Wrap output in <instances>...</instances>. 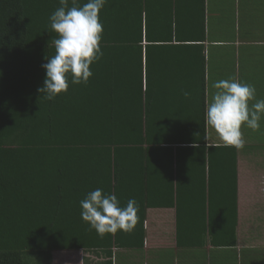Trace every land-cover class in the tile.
Returning a JSON list of instances; mask_svg holds the SVG:
<instances>
[{
    "label": "trees",
    "instance_id": "1",
    "mask_svg": "<svg viewBox=\"0 0 264 264\" xmlns=\"http://www.w3.org/2000/svg\"><path fill=\"white\" fill-rule=\"evenodd\" d=\"M189 5L107 0L99 13L103 55L90 66L93 76L87 84L69 82L67 92L49 101L37 90L46 76L42 64L55 53L49 17L59 0H0V264H51L52 252L76 250L101 254L99 264H112L115 251L144 249L148 209L174 205L176 247L197 250L210 239L221 252L235 253V225L219 236L200 224L204 199L198 195L204 210L188 209V197L174 201L173 183L181 157L198 178L205 175L204 159L220 150L233 158V150L206 145L203 113L191 128L170 126L180 117L164 112L172 103L163 107L157 91L165 87L148 82L144 88L142 50L156 47L150 41L155 30L168 38L152 13L160 6L169 13L163 26L170 33L173 9L184 12ZM146 68L148 75L156 73L155 66ZM228 184L234 192V173ZM97 188L114 193L121 206L137 201L131 231L100 236L82 221L80 201Z\"/></svg>",
    "mask_w": 264,
    "mask_h": 264
},
{
    "label": "crops",
    "instance_id": "2",
    "mask_svg": "<svg viewBox=\"0 0 264 264\" xmlns=\"http://www.w3.org/2000/svg\"><path fill=\"white\" fill-rule=\"evenodd\" d=\"M170 2H190L191 5L184 12L173 9L170 33L165 32L163 26L169 13L162 6L156 7L152 13L155 26L168 38L160 37L155 30L150 41L156 47L142 50L144 88L148 82L154 88L156 85L158 88L165 87L157 93L165 100L163 107L170 102L172 104L168 111H164V108L163 111L175 112L180 117L179 122H173L170 126L197 125L203 113L206 145L231 148L234 152L233 158H227V151L220 150L217 155H211L210 161L204 159L205 175L198 178L199 172L188 166V158L181 157L173 180L174 186L177 185L174 201H183L188 197L185 200L187 208L192 206L200 212L204 208L201 209L198 204L199 195V200L204 199L206 207L203 219L198 214L200 224L213 226L219 236H225L226 227L234 224L237 246L235 253L221 252L222 248H214L211 240L207 239L201 249L176 247L177 216L174 205L172 208L148 209L144 222L146 230L152 223L157 231L160 228L162 234L157 236L159 242H169L163 231L172 229V247L148 251L145 250V238L142 251H115L111 263L264 264V246H260L261 241L258 242L264 235V116L257 130L241 127L245 140L242 148L223 143L205 120V107L217 91L213 84L221 79L233 78L249 83L256 89L255 100L264 99V0ZM148 64L156 67L155 74L148 75ZM185 91L189 93L187 98L183 95ZM255 100L250 101L249 106ZM253 133H261L260 140L255 139ZM181 168L186 171H181ZM232 173L234 192L229 190L228 184V177ZM228 196L234 198L227 201ZM194 197H197V203L192 200ZM208 209L214 211L216 216L208 214ZM199 221L195 220L194 224ZM138 260L140 262H135ZM102 261L101 254L98 256L81 250L54 251L51 254V264H99Z\"/></svg>",
    "mask_w": 264,
    "mask_h": 264
},
{
    "label": "clouds",
    "instance_id": "3",
    "mask_svg": "<svg viewBox=\"0 0 264 264\" xmlns=\"http://www.w3.org/2000/svg\"><path fill=\"white\" fill-rule=\"evenodd\" d=\"M107 0H87L83 5L78 0H59L58 7L49 17V28L57 34L52 39L55 53L46 56L42 68L46 73L43 86L38 92L52 101L67 92L72 85L87 84L93 76L90 66L103 53L100 41L103 25L99 13ZM217 90L205 107L207 125L216 132L226 145L242 148L245 140L241 127L257 130L264 116V99L255 100L253 85L233 78L221 79L213 84ZM183 95L187 98L189 93ZM255 100L249 106V102ZM81 219L98 235L131 231L137 221L139 205L132 198L121 206L114 193H105L97 188L80 201Z\"/></svg>",
    "mask_w": 264,
    "mask_h": 264
},
{
    "label": "rangeland",
    "instance_id": "4",
    "mask_svg": "<svg viewBox=\"0 0 264 264\" xmlns=\"http://www.w3.org/2000/svg\"><path fill=\"white\" fill-rule=\"evenodd\" d=\"M255 139L260 140V135L261 133H253ZM156 225L154 223H152L151 225H149L147 227V243L145 244V250H160L162 248H167V247H172V241H170L171 239V234H172V229H165V231H163V234L166 235V237H168V241L169 242H159V240H157V236L162 234V231H159L160 228L158 227V231L155 227ZM264 234V232H263ZM263 239V240H262ZM261 241L260 246H264V235H262L261 239H258V242ZM135 262H140L135 261Z\"/></svg>",
    "mask_w": 264,
    "mask_h": 264
}]
</instances>
